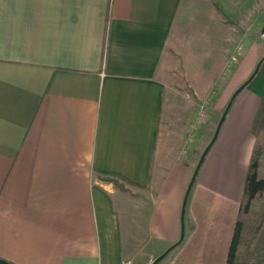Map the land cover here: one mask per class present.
<instances>
[{
	"label": "crops",
	"instance_id": "crops-1",
	"mask_svg": "<svg viewBox=\"0 0 264 264\" xmlns=\"http://www.w3.org/2000/svg\"><path fill=\"white\" fill-rule=\"evenodd\" d=\"M188 2L0 0V264H124L137 235L155 256L179 240L195 168L168 111ZM210 3L264 23V0ZM263 94L236 96L159 264H227Z\"/></svg>",
	"mask_w": 264,
	"mask_h": 264
},
{
	"label": "rangeland",
	"instance_id": "rangeland-1",
	"mask_svg": "<svg viewBox=\"0 0 264 264\" xmlns=\"http://www.w3.org/2000/svg\"><path fill=\"white\" fill-rule=\"evenodd\" d=\"M263 26L252 22L227 24L210 0H189L174 28L177 38L172 52L177 69L168 124L190 133L185 150L194 168L227 106L224 101L248 79L264 55V50H257L258 44L264 46ZM239 31H246L249 38L241 40ZM244 64L247 74L241 78L238 75ZM254 84H264V61L249 85ZM256 144L264 146V132L257 136ZM139 236L124 264H151L158 256L154 255V246Z\"/></svg>",
	"mask_w": 264,
	"mask_h": 264
},
{
	"label": "trees",
	"instance_id": "trees-1",
	"mask_svg": "<svg viewBox=\"0 0 264 264\" xmlns=\"http://www.w3.org/2000/svg\"><path fill=\"white\" fill-rule=\"evenodd\" d=\"M251 132L256 137L264 132V94ZM115 182L123 187L122 184ZM227 264H264V146L262 144H255L252 150Z\"/></svg>",
	"mask_w": 264,
	"mask_h": 264
},
{
	"label": "water",
	"instance_id": "water-1",
	"mask_svg": "<svg viewBox=\"0 0 264 264\" xmlns=\"http://www.w3.org/2000/svg\"><path fill=\"white\" fill-rule=\"evenodd\" d=\"M262 34L264 35V26L262 28ZM264 61V55L262 56V58L258 61L257 63V66L255 68V70L253 71V73L248 77V79L246 81H244L236 90L235 92L232 94L227 106L225 107L220 119H219V122L217 124V127H216V130L214 132V135L212 137V139L210 140L209 144L207 145V147L205 148V150L203 151L195 169H194V172H193V175L191 177V180H190V183L187 187V190H186V194H185V197H184V201H183V204H182V209H181V222H182V230H181V235H180V238L178 241H176L174 244H172L171 246H169L163 253H161L159 256H157L152 262L151 264H159L161 261H163L165 259V257L172 251L174 250L184 239L185 237V214H186V208H187V202H188V199H189V195H190V192L192 190V187L196 181V178L198 176V173L200 171V168L202 166V163L207 155V153L209 152L210 148L212 147L213 143L215 142V140L217 139L218 137V134L220 132V129L224 123V121L226 120L227 118V115H228V112L230 110V107L233 103V101L235 100L236 96L245 88L247 87L251 82L252 80L254 79V77L256 76V74L258 73L262 63Z\"/></svg>",
	"mask_w": 264,
	"mask_h": 264
}]
</instances>
